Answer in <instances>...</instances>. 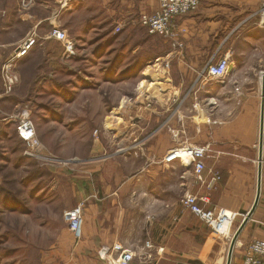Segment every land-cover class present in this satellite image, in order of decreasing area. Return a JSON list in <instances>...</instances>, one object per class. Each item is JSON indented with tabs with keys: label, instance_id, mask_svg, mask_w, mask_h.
Instances as JSON below:
<instances>
[{
	"label": "crops",
	"instance_id": "1",
	"mask_svg": "<svg viewBox=\"0 0 264 264\" xmlns=\"http://www.w3.org/2000/svg\"><path fill=\"white\" fill-rule=\"evenodd\" d=\"M64 2H68V8L50 22V16ZM15 4L18 8L2 7L5 15L0 20V55L4 58L7 54L3 53H10L7 48L33 30L38 40L16 63L20 81L13 93H3L0 77V211L5 209L4 201L15 198L10 193L13 184L20 186L31 179L37 199H48L60 181L67 186L69 175L68 185L76 204L86 201L82 237L73 241L66 223L63 228L70 240L64 239L55 247L57 250L48 252L49 264H107L97 251L101 245L115 242L133 251L141 264H227L231 240L213 232L199 216L183 208L181 199L186 192L208 195L209 202L200 201L204 208L237 212L235 231L253 205L258 182V153L250 146L256 135L252 122L255 110L247 100L242 101L237 88H242L240 74L264 70V25L259 14L264 0H203L196 11L178 16L183 47L164 40L155 55L161 63H168L160 75L163 85L155 87L159 95H151V84L140 83L128 96L113 92L101 102L102 107L92 116L100 122L101 133L91 151L114 150V154L100 162H89L85 157L79 163L81 174L75 178L69 172L62 173V166H44L24 157L23 146L9 148L7 138L15 124L4 116L29 97L32 105H38L37 114L50 120L62 117L68 105L92 103L76 97L89 90L90 71L119 78L123 74V79L137 74L147 78L146 65L154 54L144 48L132 55L126 44L150 39L140 16L153 12L158 0H16ZM106 13L114 25L125 21L121 33L107 30ZM20 18L28 20L27 28L20 36H10L8 27ZM74 22L80 26V33H74ZM54 24L74 39V58L65 60L63 44L48 36ZM142 34L144 40H140ZM112 45L118 46L110 49ZM218 49L220 56L232 52L229 76L221 81L200 77ZM249 56L255 59L253 63H249ZM62 72H78L80 78L62 80ZM42 90H50L48 98ZM64 115L72 120L71 112ZM109 118L120 122L110 129L106 124ZM134 143H139V148L129 153L116 151ZM184 143L210 145L212 152L206 158L203 175L210 181L213 172H220L213 189L201 184L193 166L180 160L164 161L172 148ZM9 171L18 172V179L17 173L11 178ZM18 188L20 195L24 194ZM74 206L66 205L63 213ZM254 238H264V179L259 204L237 241L232 264L243 263L246 246Z\"/></svg>",
	"mask_w": 264,
	"mask_h": 264
},
{
	"label": "rangeland",
	"instance_id": "2",
	"mask_svg": "<svg viewBox=\"0 0 264 264\" xmlns=\"http://www.w3.org/2000/svg\"><path fill=\"white\" fill-rule=\"evenodd\" d=\"M4 1H6L7 4L6 3L3 4ZM15 2L16 0H8V1L0 0V20L5 15V10L2 9V7H4V5H7V7L9 6L10 9L14 7L18 8V4H15ZM53 8H55V6ZM110 17H111L110 14L108 13L105 14L106 23L104 26L107 28V30H109L110 28V31H113L115 25L112 23V20H110ZM25 18H27V16ZM13 21L15 22V20ZM53 21L55 20L50 19V22ZM27 23L28 20L24 19L23 21L20 18L15 24L8 27L9 28L8 34L10 36L14 34H19L18 36H20L21 33L23 32V29L27 28L28 26ZM73 27H74L73 28L74 33L81 32L80 26L76 25L75 22L73 23ZM143 38H145L144 34L141 35L140 40H142ZM149 38L150 39H147L145 43H143V41L137 43L136 41L133 42L130 40L126 44L127 46L126 50H128L130 53H132L135 50H141L143 52L145 50L144 48H146V51H151L150 54L152 55L154 54V56L149 60L150 63L146 65V67L148 68L147 73L157 74L158 77H160L162 67L168 66V63L167 62L161 63L162 61H157L155 55L160 52L161 44L164 43L165 39L160 35H151V37ZM126 41L128 40H123V42ZM114 43H116V41L113 42V44ZM117 46L118 45H112V47L109 48L113 49ZM13 47H10L11 49L7 48V50L11 53ZM246 51L248 52V50ZM3 54L4 56L6 54L7 55L4 58L2 54L0 55L1 79H2L1 66L4 60L9 55L8 52H5ZM250 56L248 57V61L249 63L250 61L253 63L255 59L250 58ZM2 58L4 59L3 61ZM262 71L263 70L260 71V69L258 68L256 72L240 74L238 78H239L240 86L242 88L241 89L237 88V92L239 93L241 92L240 96L242 98V101L247 100L250 107H253L255 110V117L252 122L255 123L256 135L253 137V141L250 143V146H253V152L255 154L258 153L259 150V124H260V109L262 102V97H261ZM60 75L61 77H63L61 78L62 80L70 79L72 81H78L80 78V74L78 72L72 73L71 75L64 74V72H62ZM149 75L150 74H147V78H142L140 74H137L123 79L122 78L123 74L119 78L118 76L114 77L111 73L107 75L105 73L103 75L100 73H94L93 71H90V73H88L89 82L87 81V84H89L88 85L89 90H86L85 92L82 93L79 91L80 93H78L76 97H80L81 99L84 97V99H89L90 102L92 103L88 102L86 103V105H84L85 103L82 105L81 104L68 105L67 108L69 110L64 109L62 113V117L54 118V120L45 118L42 116V114L38 115L37 114L39 110L38 105L37 104L32 105L33 121L37 128V134L39 140L42 142V144L46 147V149L49 152L52 151L51 153L54 156H56L58 160L60 159L69 160L70 165L61 167V169L65 168L64 170H61V172L63 171L62 173L69 172L75 178L81 174L79 163L84 161L85 157L88 156L86 160L89 159V162L91 161L95 162L98 160L100 162V161H106L107 160L106 156L108 155L111 156L112 154H114V150L111 151L107 150L105 152L104 150L101 149L99 152L95 151L94 153L91 151L93 149L92 144L97 140V137L98 138L100 137V133H101L99 127L100 122L93 120L92 116L94 113H96L98 108L102 107L100 103L104 102V100H107L106 98H108L109 95L113 94V92H115V94L118 93L121 95L126 94L128 96L132 92V90L135 87H137L140 83H142L143 85L144 84L149 85L151 83L149 81ZM64 77L66 79H64ZM83 83L80 82L79 84H83ZM150 87H152L150 89L152 96L159 95L158 92L159 90L157 88H155L152 85ZM13 91L11 93H13ZM37 92H39V90L36 91V93ZM42 92L44 96H46V98H48V96L50 95L49 93L50 90L49 91L42 90ZM3 93L6 94L4 92V89H3ZM75 93L76 91H73L74 97H75ZM32 95L34 94H31V96ZM29 99L32 98L29 97L26 99V101L31 102V100ZM87 104H91V105H87ZM42 107L45 108L44 106ZM53 109H56V107ZM53 109L51 110L54 111ZM68 112H71L73 114L72 115L73 117L71 118L72 120H68L69 117L67 115H64V114H68ZM65 116H67L65 118L67 120L64 119ZM115 122L118 125L120 121L119 120L116 121L115 118L114 119L109 118L106 121V124L110 129H112ZM9 134L10 136H8L7 138L9 148L13 149V147L16 146L18 147L23 146L24 157L30 160L31 159L36 160L41 165L44 166L47 165L41 163L36 158L26 156L24 154V151L26 149V143L18 136L16 131V125H15V129H10ZM44 141L48 144H46ZM56 168H60V167L57 166ZM9 172L11 178L14 175V173H17L16 175L18 179V172H13V171H9ZM68 177L69 175H67V180H66L67 186L65 187L64 180H62V182L60 181L59 186L58 185L56 186L54 193L51 194L48 199L47 198L41 200L37 199L38 198V195L36 194L37 189L33 185L31 179L26 181L23 185L17 186L13 184L11 186V188H13V191L10 193H12L14 197H17L18 200L22 201L21 204L24 205L25 209L21 208L18 210H11L5 208L0 211V264H49L48 252L49 251L53 252L57 250L55 249V247L58 246L64 239L70 240V238H68V234L65 233V230L63 228L64 225H66V222L63 218L64 213L62 208H64L66 205L74 206L76 204V197L74 191L72 192L69 189ZM18 187L22 188L21 193L24 192V194L20 195V189ZM10 203L13 205L17 204L14 201ZM236 227L237 225L235 223L233 225L232 232L228 233L229 237L224 235V238L231 240L232 239L231 237H233ZM70 234L72 236L73 241L74 240L78 241L74 238L71 232ZM256 235H257L256 237H259V234ZM245 246L246 244L241 247L240 250L242 252L244 251ZM58 260H59V256H58ZM53 263H55V261H53Z\"/></svg>",
	"mask_w": 264,
	"mask_h": 264
},
{
	"label": "built area",
	"instance_id": "3",
	"mask_svg": "<svg viewBox=\"0 0 264 264\" xmlns=\"http://www.w3.org/2000/svg\"><path fill=\"white\" fill-rule=\"evenodd\" d=\"M203 0H158V7L153 12H145L140 16V23L147 29L150 35H160L165 40L170 41L174 47H183L178 29L176 18L181 15H186L196 11ZM68 8V2L60 5V8L55 12L50 19L57 20L60 13ZM261 14V25H264V5L259 11ZM126 23L121 22L115 24L113 29L114 34L121 33ZM36 31L29 32L23 39L15 44L11 53L7 56L1 66V76L3 89L6 94L13 91L14 86L19 82L20 78L15 71L16 63L26 57L37 43ZM49 37L59 40L63 44L64 59H72L76 56V43L70 36L68 31L60 25H54L50 30ZM220 49L216 51L214 56L205 65V68L200 74V77H205L211 81H221L229 76L231 72L232 52L218 55ZM157 61H159L157 59ZM261 78H264V70L261 72ZM5 120L12 121L16 125L18 136L26 143L24 154L38 159L41 163L50 166H67L70 165L69 160H64L54 156L38 138L37 128L33 121L32 103L23 101L17 105L15 111L4 116ZM140 143V142H139ZM139 143H134L127 147H120L118 150L121 153H129L130 151L139 148ZM180 151L185 153L188 165L193 166L196 178L205 185L208 189H213L221 178L220 172H213V177L210 181L204 178L203 172L206 169V158L211 155L210 145L197 146L184 143L172 148L164 158L165 162H173L183 158ZM59 162V163H58ZM258 164V159L255 160ZM262 177L264 179V149L262 158ZM200 201L209 202L208 195L186 192L181 199L183 208L191 211L205 221L213 232L219 235L229 237L230 228L237 219L238 213L231 212L223 207L204 208ZM86 201L83 200L76 204L73 208L65 210L63 217L67 223L68 229L76 240L82 237V227L84 224V207ZM225 229V231H223ZM147 246L151 244L147 242ZM98 257L107 264H141L135 259L133 251L125 249L119 242L113 244L101 245L97 251ZM242 264H264V238H254L246 246L245 255Z\"/></svg>",
	"mask_w": 264,
	"mask_h": 264
},
{
	"label": "water",
	"instance_id": "4",
	"mask_svg": "<svg viewBox=\"0 0 264 264\" xmlns=\"http://www.w3.org/2000/svg\"><path fill=\"white\" fill-rule=\"evenodd\" d=\"M261 97H262V102H261V109H260V124H259L258 182H257L256 197L253 202V205L251 206L247 215L244 217V219L238 226L237 230L235 231L231 239L229 250H228L227 264H232L233 252L237 244V241L242 231L247 226L248 222L251 220L255 210L257 209V206L259 204L260 197H261L262 181H263L262 158H263V149H264V79H262V82H261Z\"/></svg>",
	"mask_w": 264,
	"mask_h": 264
},
{
	"label": "bare ground",
	"instance_id": "5",
	"mask_svg": "<svg viewBox=\"0 0 264 264\" xmlns=\"http://www.w3.org/2000/svg\"><path fill=\"white\" fill-rule=\"evenodd\" d=\"M147 74H150L149 75V81H151V85L152 86H154V87H156V86H161V84H162V82H161V79H160V77H158V75L157 74H153V73H147ZM262 79H264V78H262ZM145 81V80H144ZM166 84V83H165ZM163 85V84H162ZM150 89V88H149ZM119 120V119H118ZM112 122H113V120H112ZM117 126V125H116ZM121 149V148H120ZM117 152H121L120 150H116ZM180 155H181V157L183 158V162L184 163H188V160H187V157L185 156L186 154L185 153H183L182 151H180ZM229 212V211H228ZM223 231H225V229L223 230Z\"/></svg>",
	"mask_w": 264,
	"mask_h": 264
},
{
	"label": "trees",
	"instance_id": "6",
	"mask_svg": "<svg viewBox=\"0 0 264 264\" xmlns=\"http://www.w3.org/2000/svg\"><path fill=\"white\" fill-rule=\"evenodd\" d=\"M127 78V77H126ZM9 194V192H8ZM12 194V193H11ZM14 200H10L9 202L4 201L3 204L5 205V208L11 209V210H18V209H25L24 205L21 204L22 201L18 200L17 197L13 198ZM16 202V205L11 204L10 202Z\"/></svg>",
	"mask_w": 264,
	"mask_h": 264
}]
</instances>
